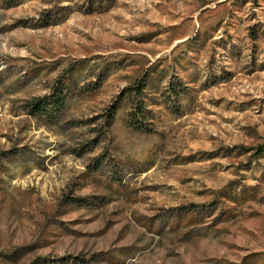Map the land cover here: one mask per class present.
Returning a JSON list of instances; mask_svg holds the SVG:
<instances>
[{
  "label": "rangeland",
  "instance_id": "rangeland-1",
  "mask_svg": "<svg viewBox=\"0 0 264 264\" xmlns=\"http://www.w3.org/2000/svg\"><path fill=\"white\" fill-rule=\"evenodd\" d=\"M79 259L264 264V0H0V264Z\"/></svg>",
  "mask_w": 264,
  "mask_h": 264
},
{
  "label": "trees",
  "instance_id": "trees-1",
  "mask_svg": "<svg viewBox=\"0 0 264 264\" xmlns=\"http://www.w3.org/2000/svg\"><path fill=\"white\" fill-rule=\"evenodd\" d=\"M145 79L138 81L131 91L128 93V97L141 96L145 88ZM54 92L49 99L35 98L28 106L29 113L32 115H48L49 113H56L57 110L64 104V96L61 86L57 85L53 88ZM133 110L129 113L130 123L137 129H147L144 120L146 119L143 105L140 101L132 104ZM77 264H87L84 259H79Z\"/></svg>",
  "mask_w": 264,
  "mask_h": 264
}]
</instances>
